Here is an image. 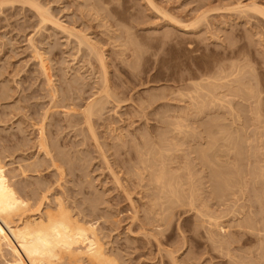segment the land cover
<instances>
[{
  "label": "rangeland",
  "instance_id": "rangeland-1",
  "mask_svg": "<svg viewBox=\"0 0 264 264\" xmlns=\"http://www.w3.org/2000/svg\"><path fill=\"white\" fill-rule=\"evenodd\" d=\"M0 160L114 264H264V0H0Z\"/></svg>",
  "mask_w": 264,
  "mask_h": 264
},
{
  "label": "bare ground",
  "instance_id": "bare-ground-1",
  "mask_svg": "<svg viewBox=\"0 0 264 264\" xmlns=\"http://www.w3.org/2000/svg\"><path fill=\"white\" fill-rule=\"evenodd\" d=\"M205 82L207 84L210 80ZM90 107L87 109L89 114ZM39 145L45 144L39 143ZM42 146L41 148L44 147ZM43 150L47 151L46 148ZM168 183L170 185L169 181ZM172 187L175 185L167 188L169 190ZM175 190L172 188L169 191L171 195L176 194L177 190ZM29 199L12 181L11 173L0 160V262L2 264H64L63 261H67L68 264H80L81 261V263L85 261V264L115 263L105 253L94 223L73 218L60 201L55 210L46 208L42 211L45 194L36 203V207L34 206L35 210L32 209L36 212L28 214L27 211L30 212L29 208H32Z\"/></svg>",
  "mask_w": 264,
  "mask_h": 264
}]
</instances>
